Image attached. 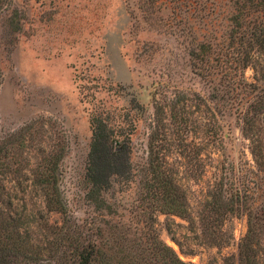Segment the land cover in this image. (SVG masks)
Here are the masks:
<instances>
[{
    "label": "rangeland",
    "instance_id": "374dc122",
    "mask_svg": "<svg viewBox=\"0 0 264 264\" xmlns=\"http://www.w3.org/2000/svg\"><path fill=\"white\" fill-rule=\"evenodd\" d=\"M232 9V0H0V145L25 135L9 160L21 172L0 176V213L30 255L16 264H78L91 246L112 264H160L153 249L164 245L188 264H239L249 220L264 264V115L257 155L238 108L243 86L233 92L191 56L200 42L211 66L232 56ZM252 63L245 76L263 87L264 55ZM96 116L132 146V172L112 178L102 207L87 197ZM152 135L186 219L151 199ZM61 151L67 216L48 210L30 173Z\"/></svg>",
    "mask_w": 264,
    "mask_h": 264
},
{
    "label": "trees",
    "instance_id": "16d2710c",
    "mask_svg": "<svg viewBox=\"0 0 264 264\" xmlns=\"http://www.w3.org/2000/svg\"><path fill=\"white\" fill-rule=\"evenodd\" d=\"M232 1L233 9L228 34V39L235 50L232 56L228 58L225 55L224 60L220 61L222 66H211V59L203 57L202 49H205L207 44L205 42H200L198 49L193 51L191 56L194 60L205 64L204 70L215 69V73L210 72V75H222L223 78H227L233 92L243 86L244 100L238 107L241 110L243 130L256 145L254 154L259 155L261 146L255 125L257 119L264 115V86L261 87L257 82H248L245 73L253 65L254 55H264V0ZM208 71L202 72L207 73ZM202 74L200 73L203 77L205 74ZM180 116L179 111L174 112L175 123L181 122ZM92 126L93 139L87 168V183L89 184L87 197L90 202L102 207L104 204L103 194L110 188L112 178H127L132 172V146L130 137L116 133L110 124L100 116L92 119ZM24 137L25 135L22 133L19 139H13L0 145V176L17 175L21 172L19 169L14 170L15 163L12 164L9 160L15 154L12 149L18 147L20 141L22 144L23 140L21 139ZM158 148L155 135H152L149 152V165L152 172L149 184L151 199L154 204L161 202V206L155 205L160 212L186 219L188 218V208L185 195L175 182L174 176L168 172ZM64 156V152L61 151V153L51 156L49 163L31 169L30 173L32 185L44 195L48 210L67 216L68 208L61 189L59 167ZM5 195V186L0 181V204L5 203L3 201ZM18 229L19 226L16 222H9L0 213V264H16L18 259L30 258L27 241L21 240L22 236ZM256 237L258 234L253 230L249 220L248 233L239 246V264H259V253L255 248ZM153 250L160 264H188L182 261L169 246H158ZM77 254L78 264H112L94 246L81 248Z\"/></svg>",
    "mask_w": 264,
    "mask_h": 264
}]
</instances>
